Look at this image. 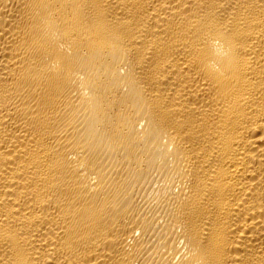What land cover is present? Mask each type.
<instances>
[{"label": "bare ground", "instance_id": "6f19581e", "mask_svg": "<svg viewBox=\"0 0 264 264\" xmlns=\"http://www.w3.org/2000/svg\"><path fill=\"white\" fill-rule=\"evenodd\" d=\"M0 264H264V0H0Z\"/></svg>", "mask_w": 264, "mask_h": 264}]
</instances>
